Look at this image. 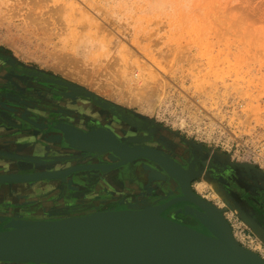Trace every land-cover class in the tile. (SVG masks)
I'll return each mask as SVG.
<instances>
[{
  "label": "rangeland",
  "instance_id": "rangeland-1",
  "mask_svg": "<svg viewBox=\"0 0 264 264\" xmlns=\"http://www.w3.org/2000/svg\"><path fill=\"white\" fill-rule=\"evenodd\" d=\"M29 70L91 97L73 96ZM94 98L136 118L137 134L182 166L190 191L222 216L235 242L264 261V237L247 221L264 236V0H0V126L23 137L0 135V174L101 164L100 153L65 146L53 129L62 121L105 129ZM34 144L43 147L38 155H25ZM140 162L152 163L140 158L103 173L80 170L42 189L45 181L0 184L14 191L0 198V218L56 219L63 214L22 208L53 207L56 214L61 205L101 197L126 195L107 210L142 209L126 202L148 195H158L159 205L172 199L157 183L138 186L131 166ZM118 170L111 190L102 191L100 179ZM186 205L177 202L160 216L206 234L184 214Z\"/></svg>",
  "mask_w": 264,
  "mask_h": 264
},
{
  "label": "water",
  "instance_id": "water-1",
  "mask_svg": "<svg viewBox=\"0 0 264 264\" xmlns=\"http://www.w3.org/2000/svg\"><path fill=\"white\" fill-rule=\"evenodd\" d=\"M34 76L69 89L67 84L60 83V79L38 72ZM53 129L58 131L55 139L65 146L86 152H108L119 159L118 163L0 174V184L64 181L80 170L95 169L103 173L133 160L145 159L181 186L178 197L157 206L159 213L177 202H190L193 207L184 206V214L194 218L220 242L160 215L153 217L146 208L104 210L56 219L0 218L3 221L0 261L33 264H264L257 254L233 240L229 225L215 209L195 196L187 184L183 185V171L169 158L150 148L124 145L103 128L86 132L72 124L61 123L55 124ZM208 212L214 217H208Z\"/></svg>",
  "mask_w": 264,
  "mask_h": 264
},
{
  "label": "flooded vegetation",
  "instance_id": "flooded-vegetation-1",
  "mask_svg": "<svg viewBox=\"0 0 264 264\" xmlns=\"http://www.w3.org/2000/svg\"><path fill=\"white\" fill-rule=\"evenodd\" d=\"M29 71H31V70H29ZM32 104H37V103L32 102ZM98 106L101 107V109H102L101 111L98 112V116L99 117L102 116L101 118L104 119L105 125L103 127L105 129H111L112 131H110V132H112L113 135L118 140H120L122 144L127 145V146H131V147L150 148V149L156 151L157 153H160L161 155L164 154L163 156L172 160L171 157H169L165 154L166 151L159 152V151H157V149H155L154 147H152L149 144L152 141H150V137L148 135H138L137 134V131L139 130V126H138L139 124H138V121L136 118L127 114L126 112L121 110L119 107H117L115 105L113 106L112 104L103 103V104H99ZM108 106H110V107H108ZM104 113H107L108 115L106 117H104L103 116ZM96 118L97 117H95V119ZM98 120H99V118H98ZM61 123H68V122L62 121V122H59L58 124H61ZM85 123L87 124V127H89L91 124V123H89V121H85ZM83 130L86 132H95V130L92 131L90 129H88V130L83 129ZM117 130L121 131V133L123 134L124 140H122V138H121L122 136L120 137V134L118 133ZM100 155H101V159L103 161L101 164H104V165H113V164L118 163V161H119L118 158H114L113 155L111 153H108V152H102V153H100ZM173 156H174V154H173ZM172 161L175 164H177L174 160H172ZM93 164H100V163L95 162ZM177 165L183 171L182 183H183V185H185L186 179H187V174H186L185 170L182 168V166H180L179 164H177ZM120 167L121 166L115 167V168L117 169ZM115 168H113V169H115ZM131 174H132V178L137 177L139 179L137 184H139L138 186H140L141 188L142 187L147 188L149 186V184L157 183L158 187L162 188L164 191L171 192L173 198L179 196V195H177L176 192L179 190V187H181L180 184L176 183L173 180L166 178L164 176L162 170L152 163L140 162V163L133 164L131 166ZM121 175H122L121 171L118 170L116 173H112L110 175V177L106 178V176H104L103 180L100 179L98 184H99V186H100V184H102L101 186H102L103 190L110 191L111 189L107 186H109L110 182H112V181H110V180L107 181V179L108 178L113 179V181H114L115 180L114 176H117L116 178H118V176H121ZM37 187H39V186H37ZM39 188L42 189V185ZM122 196L123 195H121V197ZM121 197H120V199H118L117 197L116 198H114V197H101V198L96 200V203L94 202V203H90L88 205L80 203L78 205H71L70 206V205L66 204L67 202H65L66 205H61L58 208H56V207H54V208H56L55 211L58 213H60V212L65 213L63 215L74 214V215L78 216V215H84V214L88 213L89 211H94L95 209H98V208H105V210H107L106 207L111 206L110 204H116L118 201L122 202ZM108 198L111 201H108L107 200ZM135 201L130 202L132 204H129L127 202L126 203L128 206H135V205H133V203L138 204ZM139 201H141V200H139ZM31 208L32 207L29 208V212H31V210H32ZM45 208H46V211H44L45 213H49V214H51V216H54L52 213H50V211H51L50 208H53V207H50L48 209H47V207H45ZM34 209H39V208H34ZM44 212L42 213V211H41V213H42L41 215H44ZM63 215H62V217H63ZM51 216H47V217H51ZM53 218H56V217H53ZM6 220H7V218H6Z\"/></svg>",
  "mask_w": 264,
  "mask_h": 264
},
{
  "label": "bare ground",
  "instance_id": "bare-ground-1",
  "mask_svg": "<svg viewBox=\"0 0 264 264\" xmlns=\"http://www.w3.org/2000/svg\"><path fill=\"white\" fill-rule=\"evenodd\" d=\"M101 9V8H100ZM148 70H146V72H147ZM28 72V75H34L35 73L34 72H30V71H27ZM148 73V72H147ZM43 79H44V77H43ZM48 80V79H47ZM60 83H64V84H67L68 86H69V89H68V93H70V94H80V93H82L83 94V88H81V87H79L78 85H75V84H73V83H69V82H66V81H63V80H61L60 79ZM60 86H62L61 84H59ZM65 92H67V91H64L63 93H65ZM74 96V95H73ZM87 96H90L91 97V94L90 93H88L87 94ZM94 99H96L95 101L98 103V104H101L102 102L100 101V100H98L97 98H94ZM103 104V103H102ZM105 105V104H104ZM114 106V105H113ZM108 107H110V106H108ZM114 108V107H113ZM110 109V108H109ZM115 110V109H114ZM146 127V126H145ZM146 129V128H145ZM150 133V132H149ZM100 140H103V139H98L97 141H100ZM104 140H106V139H104ZM68 147V146H67ZM69 148H72V147H69ZM72 149H74V150H79V149H76V148H72ZM39 150V149H38ZM164 155V154H163ZM93 160V159H92ZM93 164V163H92ZM95 165H97V164H95ZM54 166V165H53ZM191 168H192V165H191ZM13 170V169H12ZM192 170V169H191ZM18 171V170H17ZM192 172V171H191ZM11 173V172H10ZM14 174V173H13ZM182 177V176H181ZM107 178V177H106ZM183 178V177H182ZM181 178V179H182ZM59 179H57V181H58ZM108 180H110V181H112L113 182V179H107V181ZM50 181V180H49ZM56 181V180H55ZM46 182V181H45ZM73 182V181H72ZM10 184H20V183H14V182H12V183H10ZM7 184H5L4 186H6ZM102 184H100V188H101V190L103 191V188H102V186H101ZM3 186H1L0 188H2ZM7 187V186H6ZM3 189L5 190V188L3 187ZM2 189H0V198H4V199H8V198H11V197H13L14 196V191L12 192L11 190H8V191H1ZM133 192V191H132ZM171 193V192H170ZM167 195V194H166ZM124 197H126V195H123L121 198H124ZM158 195L156 196V195H151V196H146V197H144L141 201H139V200H136L135 202L136 203H138V204H134L133 203V205H135L136 207H142V209L143 208H146V209H148V211H149V213L153 216V217H159V215H160V213H159V210H158V205H159V203H156V199H158ZM134 198V197H133ZM138 198V197H137ZM132 200V199H131ZM127 203H129V202H127ZM129 204H132V203H129ZM187 206H191V207H193L192 205H187ZM49 207H47V209H48ZM32 210H31V212H29V209H23L22 208V212H24V213H27V214H33V215H41L42 213H41V211H40V209H34V207H32L31 208ZM53 214V213H52ZM61 214H65V213H63V212H60V213H56V215L55 214H53L54 216H59V215H61ZM244 215V214H243ZM31 216V215H30ZM44 216H51V214H49V213H44ZM207 216L208 217H211V218H213L214 217V215L212 214V213H210V212H208L207 213ZM66 217H68V216H66ZM53 218V217H52ZM56 218H65L64 216L63 217H56ZM243 218H248V217H245V215H244V217ZM248 222H249V224H250V226H251V228H253V230H255V232L257 233V236H262V238L264 237L263 236V232H262V230L260 229V227L258 228L257 226H254L253 224H251V222L249 221V220H247ZM254 232V231H253ZM206 235H208L213 241H215V242H220V240L216 237V236H213V235H211V234H209V233H206ZM20 263V262H19Z\"/></svg>",
  "mask_w": 264,
  "mask_h": 264
},
{
  "label": "crops",
  "instance_id": "crops-1",
  "mask_svg": "<svg viewBox=\"0 0 264 264\" xmlns=\"http://www.w3.org/2000/svg\"><path fill=\"white\" fill-rule=\"evenodd\" d=\"M0 127H3V128H5V129H0V130H2V131H0V135H5V134H14L17 138H18V140H22L23 139V137H22V134H20V132H15V131H9L8 129H14L15 127H4V126H0ZM35 128H38V127H36V126H34ZM20 137V138H19ZM41 148H43L42 146H40V145H38V144H34L33 146H32V148L31 149H29V150H27V152H24V153H26L25 155H29V156H35V155H38V152H36V150H41ZM38 150V151H39ZM44 185V187L45 186H49V182H45V183H43L42 184V186Z\"/></svg>",
  "mask_w": 264,
  "mask_h": 264
}]
</instances>
